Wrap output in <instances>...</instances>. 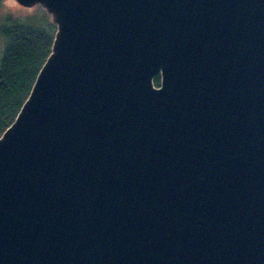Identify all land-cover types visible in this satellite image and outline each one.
<instances>
[{"label": "water", "instance_id": "95a60500", "mask_svg": "<svg viewBox=\"0 0 264 264\" xmlns=\"http://www.w3.org/2000/svg\"><path fill=\"white\" fill-rule=\"evenodd\" d=\"M17 2L58 29L0 139V264H264V0Z\"/></svg>", "mask_w": 264, "mask_h": 264}, {"label": "trees", "instance_id": "16d2710c", "mask_svg": "<svg viewBox=\"0 0 264 264\" xmlns=\"http://www.w3.org/2000/svg\"><path fill=\"white\" fill-rule=\"evenodd\" d=\"M4 1L0 0V5ZM47 17L44 28H32L12 16L0 26L5 44L0 60V138L15 123L53 52L57 27ZM154 84L160 88V76Z\"/></svg>", "mask_w": 264, "mask_h": 264}, {"label": "rangeland", "instance_id": "374dc122", "mask_svg": "<svg viewBox=\"0 0 264 264\" xmlns=\"http://www.w3.org/2000/svg\"><path fill=\"white\" fill-rule=\"evenodd\" d=\"M47 15L54 24V17L48 12L47 8L45 9V7L39 4L24 8L17 2V0H5L4 3L0 5V26L4 24L5 18L12 16L14 19L20 18L24 25L32 28H44L46 23L49 22ZM4 46L5 44L0 37V60L4 52Z\"/></svg>", "mask_w": 264, "mask_h": 264}]
</instances>
